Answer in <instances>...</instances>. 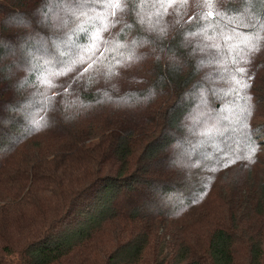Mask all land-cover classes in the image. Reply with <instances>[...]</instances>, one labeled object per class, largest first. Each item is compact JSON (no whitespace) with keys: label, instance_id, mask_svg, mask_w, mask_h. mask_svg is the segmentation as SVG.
Here are the masks:
<instances>
[{"label":"trees","instance_id":"obj_1","mask_svg":"<svg viewBox=\"0 0 264 264\" xmlns=\"http://www.w3.org/2000/svg\"><path fill=\"white\" fill-rule=\"evenodd\" d=\"M0 264H264V0H0Z\"/></svg>","mask_w":264,"mask_h":264},{"label":"rangeland","instance_id":"obj_2","mask_svg":"<svg viewBox=\"0 0 264 264\" xmlns=\"http://www.w3.org/2000/svg\"><path fill=\"white\" fill-rule=\"evenodd\" d=\"M136 73V72H140L137 67H133V68H130V69H124L121 74L119 75V81H121L122 83H124L125 81H127L129 79V74L131 73ZM88 113H90L87 117H89L92 113L90 111H88ZM37 143H39L40 145H47L49 143L52 142L51 139H48V138H45V137H40L39 139H36ZM252 165V164H251ZM254 165V164H253ZM250 167V166H249ZM254 167V166H253ZM249 168H246V171H248ZM243 171V169H239V166H237L236 168H231V169H228L224 172L225 176H221L220 177V181H219V187L223 188L225 187L224 186V183L226 181H229V180H233L236 176H239ZM261 175V174H260ZM222 194L218 195L217 197L214 196L212 200L218 202V201H221L222 199L220 198ZM211 199V195H209L207 197L206 200H210ZM208 215V214H207ZM202 217H199V220H198V230L200 232L199 235H201V237L205 240V238L207 237V234L209 233V230H211L213 228V225L211 223V217L210 215H208V218H203L201 220ZM201 221V222H200ZM173 225L174 227L178 228L180 225H179V222H173ZM160 231H162V229H160ZM172 233V232H171ZM192 241V240H191ZM196 244V243H195Z\"/></svg>","mask_w":264,"mask_h":264}]
</instances>
